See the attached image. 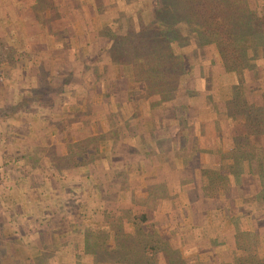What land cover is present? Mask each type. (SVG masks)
I'll list each match as a JSON object with an SVG mask.
<instances>
[{"label": "crops", "instance_id": "crops-1", "mask_svg": "<svg viewBox=\"0 0 264 264\" xmlns=\"http://www.w3.org/2000/svg\"><path fill=\"white\" fill-rule=\"evenodd\" d=\"M108 3L0 0V264H115L114 234L127 238L125 255L137 227L138 249L122 264L232 261L236 231L264 257V192L245 187L258 176L245 170L256 163L264 134H250L247 146L243 115H227L221 97L248 82L247 68L224 73L229 82L221 91L206 65L201 77H181L175 95L165 97L148 94L129 63L107 61V78L114 75L120 86L118 128L111 99L106 108L82 88L42 95L64 58V69L81 77L96 69L103 50L92 44L91 22L109 7L127 14L141 5ZM115 20L124 25L122 17ZM79 54L94 60L78 61ZM94 134L107 160L87 163V178H61L49 146ZM207 170L227 186L207 194ZM74 196L91 202L82 223L71 226L76 210L66 204Z\"/></svg>", "mask_w": 264, "mask_h": 264}, {"label": "trees", "instance_id": "trees-1", "mask_svg": "<svg viewBox=\"0 0 264 264\" xmlns=\"http://www.w3.org/2000/svg\"><path fill=\"white\" fill-rule=\"evenodd\" d=\"M179 2L183 12V20L180 24L187 31L186 35L190 43L211 45L214 52L212 62L216 63L220 71H239L247 66L248 61L243 58L242 51L255 45L256 36L263 34L264 37L261 27L264 0H180ZM150 11L151 18L147 23L142 18L140 9L129 14L127 25L130 34L126 38L127 48L123 47L122 40L119 41L120 44L117 45L119 48L115 49L113 58L116 61L121 58L124 62L125 55H132L134 77L143 78L152 92L166 90L171 96L178 85L179 75L189 68V62L187 59L186 64L184 54L174 48L177 44L172 46L169 43L165 29L171 25L165 11L159 10L156 2L151 6ZM192 25L194 30H191ZM103 29L108 30L107 26ZM112 35L113 33H106L107 37ZM176 41L179 44V40ZM257 54V56L264 54L260 46H257ZM258 80V87L261 90L259 95H251L252 89L243 83V85L233 84L226 98L227 115L242 114L240 122L247 135L264 133V104L260 102V99H264V77ZM246 95L254 99L249 101ZM96 140V136L89 135L83 140L69 143L64 152L51 154L52 162L57 164L58 169H61L62 163H69L71 167H82L97 154ZM204 173L207 182L204 184V190L207 194L214 193L217 187L227 186L224 183L225 177L223 181L215 171L207 170ZM220 181L222 184H219ZM261 188L262 191L263 186ZM118 235L122 238L121 234L115 233L114 239L120 241ZM122 239L123 242L127 241L125 237ZM234 243L232 261L220 264H264V257L256 253L250 240L242 238L240 231L234 233ZM100 246L102 251L104 248L102 243ZM120 250L121 242L116 241L114 255L116 252L120 254ZM101 253H97L99 254L97 256H102ZM119 259L118 262H122L120 257Z\"/></svg>", "mask_w": 264, "mask_h": 264}, {"label": "rangeland", "instance_id": "rangeland-1", "mask_svg": "<svg viewBox=\"0 0 264 264\" xmlns=\"http://www.w3.org/2000/svg\"><path fill=\"white\" fill-rule=\"evenodd\" d=\"M110 1H112V0H97L98 3L101 2L103 4H105V3L109 4L108 2H110ZM133 1L135 2L137 0H133ZM179 1L180 0H155L157 8L159 10L165 11L166 16L168 18V22L171 25L170 27L165 29L166 36L169 40L170 45L174 46L175 44H177V45H175L174 48L177 51H180V52H182V54H184V56L186 57L185 58L186 64H187V59L189 62V68L187 69V71H185L179 75V79H178L177 84L179 85L180 78L183 76L194 77V78L195 77H201L202 73H203V69H205V66L208 65V66L212 67L210 80L213 79L214 81H216V83H217L216 85H218L219 90L222 91L223 89H225L224 88L225 85H227V83L229 82V79L224 78V77H226L224 75V73H226L228 71H220L218 69V67L216 66V63L212 62V60L214 61V52H213V49L211 48V45L205 44V43H203V44H195L194 42L190 43V41L186 35L187 31L180 24V22L183 20V12H182V9L180 8V2ZM139 2L141 3V5L138 8L133 9L131 12L128 11L127 14H125V12H124L125 9H121V8L118 9L116 6L109 7L107 11L103 12V17L97 18L94 23L91 22L86 27L92 33L95 32V38L92 40L93 46H95L96 48H102V50H103V54H102L100 61L97 60V62H96V64H97V66L95 67L96 69L93 70V72L88 71L90 73L89 76H88L87 72H86V74L84 73V75L81 77V74L77 71H74L71 69L70 70L64 69V66H69V63H67V61H65V58H64L62 65L58 66L57 71L53 74V76H52V74L48 75V77H47L48 78V84L46 85L45 89L42 87V95H44L43 91H46V97H47V94L51 90L58 91V90H61V88L62 89L64 88L65 90L82 88L81 90L84 91V93H83L84 95L95 97L96 101H100V103L103 106L105 105L106 108H108L107 103L111 99V106L113 109H114V105H116V107H115L116 109L113 110V113H112V115H113L112 117L115 120V122L113 123V127H115V128H118V126L123 127V125H120L119 119H115L116 116L114 114L115 112H117V113L119 112L117 105L120 103L119 99L121 98V96L118 94L120 86H119V84H117L116 87L117 88L119 87V88H118V90H116L114 79H112V78L110 79L112 74L109 76V79H108L104 68L106 66L107 61L115 62L116 59L113 58V54L115 52V49L119 48V47H117V45L120 44L119 41L122 40L121 42L123 44V47L127 48L126 38L130 34L129 25H127V18L129 16V14L140 9L142 18L145 19L146 23L149 22V20L151 18L150 9H151V6L155 2H154V0H139ZM119 5H121V2L119 3ZM122 8H124V7H122ZM117 16H118V18L122 17V19H124V25L119 26L120 23L119 22L117 23V21L115 20V18ZM104 26H107V29H108L107 31L105 29H103ZM261 27H262L263 32H264V17L261 19ZM194 29H195L194 25H192L191 30H194ZM104 30L106 31L107 34L113 33V35L111 37H107ZM177 39L179 40V44L176 41ZM78 40L79 41L77 42V44L79 45V47L85 43L83 41L82 37H79ZM187 42L189 43L188 46H187ZM257 46H260L263 53H264V37H263V34L255 37V45L254 46L247 48V49H244L242 51L243 58H245L248 61V64L245 67L248 70H246L247 72H245L243 74V77L246 80H248V82H246V84H247V86L250 87V89H252L253 93L251 95H253V94L259 95L260 94L261 90H260V87H258L259 86V80L258 79H260L261 77H264V54L257 56L258 55L257 54ZM78 51H81V49H78ZM131 57H132V55L127 54V55H125L123 60H124V62H127L131 65L132 73H133V64L131 62L132 61ZM76 58L79 59L78 61H80V59L85 61V59H86L88 61V63H89V61L94 60L93 58L91 59V57L90 58L89 57L83 58L81 54H79V56H76ZM126 60H129V61H126ZM119 61H122L121 58ZM186 68H187V66H186ZM258 71H259V73H262L263 76L260 77L257 74ZM247 75H249L250 78H248ZM133 76H134V74H133ZM112 77H114V75ZM230 77L232 78V76H230ZM0 78H1V72H0ZM136 80H140V82H142L145 85L146 90H147L148 94H150V95L162 94L165 97H172L173 95H175V93L178 90V85H177L176 89L173 91V95H171V96L166 92V90H161L159 92H152V90L149 89V87L147 86V84L143 78L136 79ZM256 88L258 89V91H254V89H256ZM104 93H108V94H104ZM229 93L230 92H227V93H223L221 95L223 101L226 100ZM246 96H247V99L249 101L254 99L251 96H248V95H246ZM256 99H257V97H256ZM260 102H262L264 104V99H260ZM238 115H241V114H238ZM224 127L226 129H228V126H226V124ZM240 127H242V129H243V142L247 143V146L251 145L253 143L254 137L250 136V134L249 135L246 134V131H245L243 124L240 123ZM262 134H264V133H262ZM93 136L97 137L96 142H97L98 151H97V154L94 156L93 160L89 161L88 163H91L95 160L97 161L99 159L106 161L107 160L106 156H108V153L104 152V150L99 149V147H100V145H99L100 135L94 134ZM86 137H88V136H84V137L76 139V140H70L69 138H66V137H60L57 141L52 143L51 146H49V148H51L49 150L52 153L60 154V153L64 152V149H67V147H66L67 144L73 143V142H76L79 140H83ZM263 147L264 146H261V148H260L259 156L255 157L256 163H248L249 168H247L245 170L247 173H253V175H254V172H255V174L258 175V176H256V178L253 176L255 179H253V180L251 179L250 182H248V184L245 185V187L250 188L251 191H257L258 189L261 188V186H263V192H264V165L261 166V163L264 161ZM252 158H254L253 153H252V156L250 157L249 160H252ZM57 163H58V161H57ZM58 164L60 165V163H58ZM56 170H58L59 175L61 174L60 177L64 178V179L68 178L70 176H75V175L76 176L78 175L81 179H84V178H87V176L89 175L87 164H84L82 167L77 168L76 166L71 167L69 163H62L61 169H56ZM119 171H120V169H117L114 172L118 173ZM224 183L226 184V182H224ZM70 195H74V194H70ZM77 197H79V196H77ZM76 198L74 196L66 204L68 209L76 210L75 211L76 212V216H75L76 220L73 222L67 221L69 223V225H71V226L74 223L75 224L82 223V220H80V219L84 217L87 209H89L88 207L90 206V202H91L90 199L89 200H84V199L80 200V199H76ZM64 215H65V216H63L64 220L69 219L67 217V215H68L67 213ZM135 222H136L135 217H133V224H135ZM74 228L76 229V227H74ZM117 233L121 234L122 232L120 233V231L118 230ZM121 235H122V238L125 237L123 235V233ZM139 236H140V234H139L138 227H137V230L135 229V236L133 238L138 239ZM118 237H120V236L118 235ZM122 238L120 237V241L117 239H116V241L121 242ZM135 239L131 238L128 241L130 248L127 249V253L125 255H122L120 251H119L120 254L116 252V254L114 255V261L115 262H117L118 264H122V263L127 262L129 257H131V256L134 257V255L138 249V243L136 242L137 240H135ZM127 255L129 256L128 258H127ZM119 257L121 258L122 262H118V260H120ZM122 258H124V259H122Z\"/></svg>", "mask_w": 264, "mask_h": 264}]
</instances>
